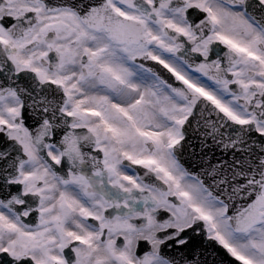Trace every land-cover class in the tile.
Returning <instances> with one entry per match:
<instances>
[{
	"label": "snow or ice",
	"instance_id": "snow-or-ice-1",
	"mask_svg": "<svg viewBox=\"0 0 264 264\" xmlns=\"http://www.w3.org/2000/svg\"><path fill=\"white\" fill-rule=\"evenodd\" d=\"M194 237L264 264V0H0V264Z\"/></svg>",
	"mask_w": 264,
	"mask_h": 264
},
{
	"label": "water",
	"instance_id": "water-1",
	"mask_svg": "<svg viewBox=\"0 0 264 264\" xmlns=\"http://www.w3.org/2000/svg\"><path fill=\"white\" fill-rule=\"evenodd\" d=\"M182 162L185 163V166L192 167V159L187 152L184 153ZM189 248H197L199 250L203 264H233L232 258L228 257L218 245H215L214 242L205 241L203 237L198 239V241L192 240ZM180 249L181 252L186 251L184 248ZM179 253L172 255H178Z\"/></svg>",
	"mask_w": 264,
	"mask_h": 264
},
{
	"label": "flooded vegetation",
	"instance_id": "flooded-vegetation-1",
	"mask_svg": "<svg viewBox=\"0 0 264 264\" xmlns=\"http://www.w3.org/2000/svg\"><path fill=\"white\" fill-rule=\"evenodd\" d=\"M67 251V250H66ZM172 252V251H171Z\"/></svg>",
	"mask_w": 264,
	"mask_h": 264
}]
</instances>
